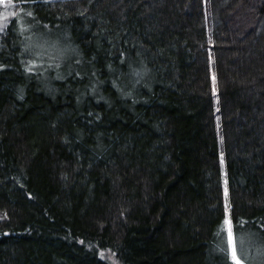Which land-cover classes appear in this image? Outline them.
<instances>
[{
	"label": "trees",
	"instance_id": "trees-1",
	"mask_svg": "<svg viewBox=\"0 0 264 264\" xmlns=\"http://www.w3.org/2000/svg\"><path fill=\"white\" fill-rule=\"evenodd\" d=\"M12 2L0 264H264V0Z\"/></svg>",
	"mask_w": 264,
	"mask_h": 264
},
{
	"label": "rangeland",
	"instance_id": "rangeland-1",
	"mask_svg": "<svg viewBox=\"0 0 264 264\" xmlns=\"http://www.w3.org/2000/svg\"><path fill=\"white\" fill-rule=\"evenodd\" d=\"M17 6H15L12 2V0H0V34L2 33V28L12 15L16 12ZM52 41L48 45H43L41 44L42 48L44 50L49 51V46H54L51 44ZM53 49V48H52ZM43 52V51H42ZM226 206V203H225ZM226 212H227V220L225 221L226 224V229H227V235L229 236V246H230V256L232 257V245L230 244V223L228 221V208L227 206L225 207ZM232 238V237H231ZM246 251H245V246H241L239 249V252H237L238 256H244ZM108 259L111 260V263L116 264V262L112 259V257Z\"/></svg>",
	"mask_w": 264,
	"mask_h": 264
},
{
	"label": "snow or ice",
	"instance_id": "snow-or-ice-1",
	"mask_svg": "<svg viewBox=\"0 0 264 264\" xmlns=\"http://www.w3.org/2000/svg\"><path fill=\"white\" fill-rule=\"evenodd\" d=\"M230 244L232 245V259L234 261V264H242L241 260L237 255L234 240L231 238V233H230Z\"/></svg>",
	"mask_w": 264,
	"mask_h": 264
}]
</instances>
